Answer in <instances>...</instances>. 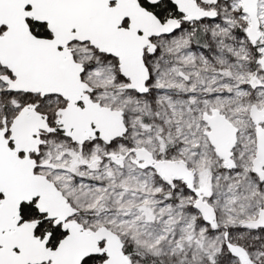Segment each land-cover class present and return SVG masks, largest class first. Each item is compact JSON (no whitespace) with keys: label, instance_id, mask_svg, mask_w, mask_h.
<instances>
[{"label":"snow or ice","instance_id":"6c2138e0","mask_svg":"<svg viewBox=\"0 0 264 264\" xmlns=\"http://www.w3.org/2000/svg\"><path fill=\"white\" fill-rule=\"evenodd\" d=\"M0 264H264V0H0Z\"/></svg>","mask_w":264,"mask_h":264}]
</instances>
